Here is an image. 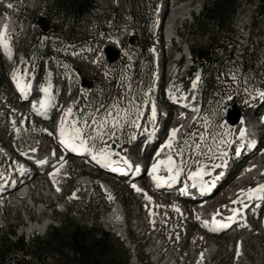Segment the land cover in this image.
<instances>
[{
  "label": "rangeland",
  "instance_id": "374dc122",
  "mask_svg": "<svg viewBox=\"0 0 264 264\" xmlns=\"http://www.w3.org/2000/svg\"><path fill=\"white\" fill-rule=\"evenodd\" d=\"M37 1L39 8L34 11L32 10L33 5L29 2L25 0H12L13 6H15V8L18 10L15 11L14 13L17 15H21L23 17L22 21H20V25L21 26L25 25V27L23 28L18 27L19 31L15 28V33L18 34L17 36H13L14 43H12L13 44L12 47L15 49L16 53H24V51L27 50L26 47L27 45H29V41L31 39L30 37L41 36L40 34L45 29H40V27L36 24V21L40 19L46 21L49 28L48 31L54 28L56 29L54 31L59 35L69 36L70 32L73 30L78 38H85V36L87 35L84 34L82 31L83 30L88 31L89 26L87 27L86 23L88 21L92 23V20H95L97 17L96 15H98L99 13L98 11H94L93 12L94 14L89 17H86L81 22V25H79V27L78 25H76V27L78 28L76 27L72 28L74 24L72 21H70V19L67 17L65 12H61L58 16H56V18H53V10L56 9L55 7L57 0H37ZM177 2H178L177 5H181V6L185 4H190L189 10L190 9L193 10L191 13H187L186 15H184L181 21L179 20L177 22L175 27V30H177L176 28H180L179 32L184 35V39L182 42L183 43L182 49L187 50L188 47L190 49V52L195 51L198 53H202V52H209L211 54L213 53L215 59H221L222 61H224V59L229 55V53L232 52L231 54L233 55V61L238 65V67H236L238 69V72L236 74L237 81L230 80V77L232 75L231 72L232 70L231 67L225 65L223 66V70L221 73L217 66H212V72L210 74V77L203 83L201 95L203 97L202 100L205 103V113L200 117L195 127L191 128V131L188 134L189 138L187 139L189 143L188 146L185 148L184 156H183L186 165L195 166V164L192 163L193 161H199V163L201 164L202 160L205 162H214L215 160L218 159V158L209 159L208 156H211L212 154L207 153V148L205 147V145L212 146L213 139H215L217 141V144L219 145L218 147L215 146L213 147V151L217 154V157L220 151L225 152V149L229 147V144H219V140L221 139V137L218 135V132L220 130L217 129L216 127V117H214L213 113L218 110H222V108L225 105L231 106L233 104H235L237 108L239 106V109L242 111L243 115L249 110L248 104L249 103L251 104L252 99H248L246 101L247 103H244L243 102L244 95L248 97V95L252 94L251 89L257 90L259 84H255L253 86L252 81L255 80L253 78H257L256 76L253 75L255 74V71L257 70L258 67L263 68L264 66V60L260 59V57H264V16H262L261 4L258 0H238L239 9L234 17L233 23L230 26V31L228 30L229 32L228 31L222 32L217 27V24L214 23L212 24V22L211 23L207 22L209 28L206 32L203 33V32H199L198 30L197 19H200L202 21L201 12L203 5L211 4L213 0H183V1L178 0ZM96 6L98 8L107 7V11L113 15V17L117 20V23L118 20L119 22H122L123 19H125L128 22L126 26V29L128 30L119 31L118 33L119 39L116 38L118 39L116 43L118 44V48H120L121 51L123 52V56L121 55V58L119 62L116 64V66L112 67L107 64L106 57L103 52L106 47L105 44L107 42L112 41L113 38L107 39L101 37L99 41H97L98 43L96 41L86 43L87 44L86 47L88 48L92 47V50H89V53H96L99 56L98 61L88 60V58L86 61V58L84 57H81L80 59H78V61H73L70 59V55L68 56L66 52L62 53L61 51H59V48L61 47V42L54 40H52V42L47 41L44 44L45 45L44 47L47 49L46 50L48 54L47 61L50 63V67L56 69L57 64L61 63L62 61L67 65V67L72 71V74L74 75V83L72 85V88L69 89V87L67 86L65 87L66 88L65 91L62 92L60 90L58 91L59 94H61V96H59L61 105L59 106L69 103L70 101H74L79 97L82 99V95H81L82 92H89V90L92 88L95 91L98 90V94L101 95L102 94L101 87H104V89H106V92H103V94L107 93V99L109 98L108 102L105 104V108H110L111 105L117 101H119L121 106L128 107L129 106L128 100L129 98L133 99V91L137 86L136 85L137 83L134 84L137 79V76L133 75L130 76L129 78V80L132 81L133 85L128 96H126L123 92L125 80L121 78L120 83L118 82L116 84V79H118L120 75L121 76L124 75L125 65L128 64L127 61L130 55V48L126 46L128 44V40H131V43H133L137 39V36L140 37L138 40H141L143 44L145 41V44L147 46L153 45L154 53L156 52V56L159 55V51L160 52L166 51L167 54H169V59L171 61V50H170L171 47L169 48L170 44L168 42H165L164 45L166 50H164V46L162 44L163 41L162 33H164L165 25L167 24L170 13L172 11L174 12L175 9L179 8L180 6L175 8L171 5V3L167 5V3L163 2V0H96ZM2 7L6 8V5H3ZM2 14H3L2 8H0V16ZM28 18H30L31 25L29 32L27 33V35H25L27 31L26 25L28 23L27 22ZM65 19L70 21L68 27L66 28H64ZM183 25H185V28ZM92 31L93 33H95V29H92ZM101 41L103 46L101 48L102 53L101 52L98 53L97 49L98 48L100 49ZM53 42H57V43L55 44ZM221 48L225 50V53L223 55L220 50ZM94 49H96L95 52H93ZM73 53L75 54V52ZM241 53H243L244 55L240 56L239 54ZM96 54H92V55H96ZM260 60L263 61V65L260 63ZM1 61L3 62V60ZM1 61H0V68L2 69L1 76L4 77L3 79V83L5 85L4 87H9V74L11 73L12 69L9 66H7L4 62L3 64ZM96 62L98 64H96ZM45 63L46 60H43L42 64ZM243 64L245 65V68H248L246 72L243 71L245 69ZM100 71H106L108 73H111V76L115 78L114 84L109 82V84L105 86L104 83L99 79V77L103 79V76L101 75L102 73ZM82 79H85V81H87L88 83V86L85 89L81 86ZM137 82L138 85H140L139 79ZM58 84L62 86V83L59 82ZM181 85L182 84L180 83L179 86ZM112 91H114V94H111ZM122 92L124 95L121 97ZM227 96H230L231 99L225 100L224 104L222 105L219 104L222 98ZM86 101L87 103L90 104L92 103L89 97H87ZM146 107L147 106H144L143 108L144 111L146 110ZM86 108L90 109V107H86ZM143 109L140 108L141 112H143ZM103 111H104L103 108L95 109L94 115H97ZM132 111H134V109ZM255 114H256V109H255ZM149 115L144 114V116L147 118H150ZM88 118L89 117L86 116L85 119ZM222 118L225 119L224 117ZM16 122L18 123L17 125L18 127L7 126L8 124L4 121L0 123V158L1 157L9 158L10 156L9 151L13 152L15 155L21 154L22 156L24 153H27L30 150H35L38 147L39 149L41 148V143L44 137L43 134L46 133L44 129L45 128L44 123L38 124L37 126L33 124L25 125L23 118L17 119ZM19 127L21 128L18 130ZM132 130L133 127L130 126L125 127L123 134L119 136H121L125 140H129L131 137ZM223 131L228 133L226 136L227 140L231 139L232 136L235 135L234 133H236L229 130L227 126ZM193 133L195 134L194 136L190 135ZM201 133L204 134V141H200L199 139ZM236 134H238V132ZM105 139L108 138L106 137ZM47 141H49V144L51 146L54 145L57 148V145L54 142H51L50 140ZM111 141L117 142L115 139H111ZM195 143H200L203 151H205L207 155L197 157L195 155ZM263 143H264V135L262 137V144ZM48 150H51V148H49ZM134 151L136 152V149ZM262 152L263 153H260V156H262L261 159H264V147L262 148ZM139 153L141 154L140 151ZM190 154H191V158H190ZM175 157H176L175 158L176 161L179 162L180 157L176 155ZM227 159H228L227 156L222 158L223 161H226ZM17 162L18 163L23 162L29 164L23 159H20V161L17 160ZM240 172L241 169L239 170L237 177L239 176ZM0 173H2V170H0ZM78 173H81V169L76 167L75 171H72L69 186L62 188V192H60L58 200L54 201V203L51 202V199L46 198L43 194L46 190L50 189L51 184L45 179L43 180V182L45 183L43 185L39 184L40 181L35 182V190L33 191L35 198L39 200V203H45L47 206H49L48 207L49 209L47 210L48 213L43 215V217L39 221L40 223H44V222L50 223L47 232L43 235L35 234L32 236H28L27 235L28 233L27 234L25 233L28 231L29 228L27 222L28 223L34 222L35 224L34 218L32 220L26 219V216L30 217V215H25L26 213L28 214V210H26L27 202L23 201L24 202L23 209L22 206L17 208L13 205L8 204V207L5 208V215H4L6 224L0 227V249L4 247V244L6 243L7 240L9 242L11 241L12 243H15L18 242L19 239L23 238L27 244V247L29 248L25 253H26V257L30 261V259H32L31 255H32V249L34 247L33 245L37 240L46 241L51 231V228L61 227L65 229H72L75 226H81V227L94 228L98 231V233L105 232L104 231L105 229L103 228V224H104L103 222L111 211L110 209H108L106 215L101 216L99 215L100 210L98 206L102 204L101 203L102 201L105 200L107 201L108 198H106V196L104 195H100L102 192H100L98 188L94 190L93 196H92V192H90L89 190H86L88 195L87 193L84 192L78 194V192L82 191L81 187H79L78 184H76L75 182L74 176H77ZM96 177L97 176L92 178H96ZM4 179L5 178L0 177V181H3ZM232 181L228 183L227 188H225L224 190L228 189ZM46 184H48V187L50 185L49 189H47L46 187H44L45 189L43 188V186H45ZM125 185L126 184H121V185L113 184V186H115L113 188H115V190L119 193L118 198L122 199L123 202L125 203L127 220L129 223L131 222V226L130 225L128 226V229L129 228L131 229L129 230L130 232L129 236H131V239L134 240V243L139 245L137 246L139 250V251L137 250V253L139 255L141 264H160V262L158 263L152 262L151 257L147 254L151 244L150 243L151 240L149 236L151 232L158 233L159 237H162L165 241H168L169 245L168 247H166L167 245L165 246L164 244L165 247L164 250L166 251V253L169 254H172V251H174V249L181 250L180 247H184V248L188 247L190 243L193 241L192 246H189L190 247L189 249L193 248V246L195 245L196 250L193 252L194 255L191 257V259L187 260L186 264H194L195 256H196L195 252L198 253L205 250L208 247V244L211 246L219 247L218 251L220 250V257L217 260L218 264H231V261H229L230 252L228 251V249H230L231 239L211 237L210 235L204 233L202 230H199L198 227L194 225V222L191 226L188 225L189 223L187 224L185 220L182 219V212L184 210L183 206L177 207L179 209V212L175 210L177 209L176 207L173 208L171 207L169 213L158 210L154 212V215H151L150 217L148 216L147 222L150 223V229L147 231V234L142 235V236H146V238L140 237L136 234L132 235L133 232L137 233L135 231L136 228L135 224L140 219L136 217L138 213H141V210L144 211V206H143L144 199L142 198L141 201H137L133 196L135 192L131 188L132 185H128L127 187L128 189L126 188ZM42 189L44 190V192L41 191ZM78 189L79 191L76 194V190ZM223 191L221 192L222 194L224 193ZM228 191L229 190H227V192ZM221 193L220 195H222ZM225 194H223V196H225ZM10 196L15 197L16 193L11 192L10 195L6 197V200L8 199L7 202L8 201L10 202V198H12ZM223 196L219 197L218 199L222 198ZM59 202L66 203L67 208L63 211L57 210L59 208V204H60ZM185 207L187 209L190 208V206H185ZM168 218H170V220L167 221ZM135 219H137V221ZM153 221L155 223H153ZM169 221H171V223ZM180 222L184 223L186 226V228L182 230L183 232H186L185 236L183 235V233L179 231ZM153 227L155 231L152 230ZM110 235L112 236L113 241L117 244L119 251L120 252L126 251V255L128 257L129 263L136 264V262L134 261L130 262L128 250L125 248L124 238H121L120 240L119 236H116V234H112L111 232ZM156 236L155 235L151 236V239L153 240V237L156 239ZM171 241L173 242L183 241L184 243L180 245L177 244V246H174L176 244H172L173 242L171 243ZM215 241L218 242V244L215 243ZM122 242L124 243V245H122ZM221 245L223 248L221 247ZM178 252L184 254L183 250L177 251V253ZM162 259L164 260L165 257H162ZM166 260L168 264V257L166 258ZM45 264H64V263H60L58 262V260L53 261V259L51 260L50 257V261H47Z\"/></svg>",
  "mask_w": 264,
  "mask_h": 264
},
{
  "label": "bare ground",
  "instance_id": "6f19581e",
  "mask_svg": "<svg viewBox=\"0 0 264 264\" xmlns=\"http://www.w3.org/2000/svg\"><path fill=\"white\" fill-rule=\"evenodd\" d=\"M178 0H167V4L169 5L171 3V5L177 9H175V11L172 13H170L169 15V19L167 21V24L165 25V29H164V33H162V44H165V42H170L172 39H174L176 37V34H178V30H175L176 24L177 22L181 19L182 17H184V15H186L187 13H191L193 10L190 9L189 10V6L190 4H185V5H177ZM179 1H183V0H179ZM183 4V3H182ZM94 11H92L90 14L86 15V17L91 16V14H93ZM8 14V13H6ZM15 21H16V16L12 17L11 15H6L4 17H0V30H2L4 28L5 25H7V33L8 35L11 37V42H12V38H13V31L15 30ZM214 22L212 21V24ZM74 24V22H73ZM247 27V26H245ZM177 29V28H176ZM39 30V28H38ZM27 34V32L25 33ZM30 41H29V45H27V50L29 48H31V46L33 45V42L39 43L41 45H44L47 41H49V38H45L39 36V37H30ZM165 39V41H164ZM51 40L54 41H58L61 42V47L59 48V51L66 52V54L73 56L74 58V49L73 47H75L76 49H80L81 46L80 45H76L74 43H65L62 39H59L58 37L56 38H52ZM113 41V40H112ZM107 42L106 46H113V47H117L116 42ZM52 42V41H51ZM53 43H57V42H53ZM101 46H102V41L100 43V49L98 48L97 51L98 53L101 52ZM171 47V45L169 46V48ZM96 51V49H94V52ZM12 57L11 59L8 58L7 55H5L4 49L0 48V58L1 60H3V62L9 66L12 71L9 74V87H4V83L2 82V77L1 73H2V69L0 68V122L4 121L6 122L8 125L7 126H11L10 123H12L13 119H15V115H18L19 119H24V123L26 122L28 116L30 117V120H34V121H40L38 118L35 117L36 115V107L39 110L40 109V101L44 100V96L41 95L37 98V101L35 103H24L22 97H20L16 91H18L16 83H14L13 81V75L17 74L19 76V74L21 73L22 68L25 70V62L24 59L26 57V50L24 51V53H15L14 49H12ZM74 55H73V54ZM88 55L85 54H78L76 55V59H80L81 57L86 58L87 61V57ZM91 56V57H90ZM90 58H88V60H93L96 55H89ZM157 58H161V60L163 59L165 62L168 61V54L166 51L160 52L159 51V55H157ZM0 60V61H1ZM2 62V61H1ZM2 62V63H3ZM3 63V64H4ZM59 66L56 67V69H53L50 67V69L52 71H56L57 72V76L58 74H62L64 73V78L62 77H58V82L62 83V86L60 85V87L64 88V91L66 90L65 87H69V89L72 88V85L74 83V79H70V74L71 71L69 70V68L67 67V65L65 63H60L58 64ZM42 63H39L36 67H33L30 70H26V77L28 76H34L36 79L40 76V73L42 72ZM177 66V62H174V67ZM173 69H171V73L172 75L175 74V79L176 81H180L183 78L179 77L180 76V72L177 71L175 72ZM159 75V74H158ZM28 80V78H27ZM37 81V80H36ZM24 83H26L27 81H23ZM54 85L56 84V82H53ZM52 83V84H53ZM109 84V83H108ZM51 85V84H50ZM156 87V84L154 85L153 89ZM171 88V86H169L167 88V91H169ZM152 89V91H153ZM18 102V104H17ZM15 103L17 104L15 106ZM72 104L73 101H70L69 103H67V105L64 107V117H65V113L67 111L68 108H72ZM187 104L190 106L193 104V102L187 101ZM24 105V106H22ZM237 105V104H236ZM259 103L258 102H254L253 106L250 108L249 106V110L244 113V115L242 114L241 117V121L238 123L237 126H231L229 124L228 128L229 130H231L232 132H238L241 131L242 128H244V132H245V137H247V131L250 130L249 129V124L248 121L249 120H253L254 121V117H255V113H254V108L255 106H258ZM35 106V107H33ZM239 108V106H238ZM258 108V107H257ZM48 111H50V107L47 108ZM253 111V112H252ZM149 114V109L147 110V113ZM61 119H56L55 123L52 124L54 129H57L58 127H60L61 124ZM15 122V121H13ZM255 126V123H254ZM259 128V125L257 126ZM264 127V125H263ZM170 128H176V123L174 124L173 122H171L170 124ZM184 127L180 128L178 133H177V140H179L182 136V134H184ZM158 133V132H157ZM156 132L154 133L155 135L157 134ZM148 135L153 134V131H149V133H146ZM154 139L150 138L148 140V142H146L145 144L146 147L145 148H141L138 150V152L140 151L142 154V158H143V163L145 164L144 166H147V168L149 169V172L151 171V166L153 163L156 162L157 159H164L165 155L164 153L167 152L166 149L164 150V153H161V155L159 157H157V155L155 154L158 146H154V147H148L150 143L153 142ZM117 141V140H116ZM44 142V143H43ZM115 147H116V151L119 152L120 150H126L123 154H121V156L123 158H125L127 155L125 153L128 152L129 145H125L123 143H121L120 141L114 142L111 141ZM46 143V144H45ZM149 143V144H148ZM40 146V145H39ZM262 147H264V143L261 144V148L258 149V151L256 152V154L254 156H251L249 159H247L246 157L248 155H244L241 153V159L238 160L237 164H236V160H235V156L231 155L230 156V162L223 167H219L216 168L217 172L220 174H226V176L223 177H219L217 180H214L215 178L213 177L210 182H218L219 180L224 178V183L223 185H220L219 188L215 191L214 195L211 196L210 198H208V202L207 205H209V209H214V211H212V213L210 214V216H212L213 214H215L216 216H231L232 213V209H238L236 208L238 206L237 203H233V201H236L238 198V195L240 194L241 190L244 189H248V188H255L258 185H264V159H261L262 156H260V153H263ZM49 148H51V150H48ZM42 150V151H41ZM75 153H79V152H75ZM128 155H131L132 153H127ZM116 157H114V159L117 162H121V158L119 155H115ZM24 158L25 161L31 163L32 165H35L36 167L40 168V170L42 172H44V179H46L50 184V190H46L44 192V190L42 189L41 191H43L44 196L46 198L51 199V202L54 203V201L58 200L59 194L60 192H62V188L69 186V182L71 180V168L72 165L74 166V164L72 163L73 159L70 158L69 162L67 160H57V149L50 146L46 140H43L41 143V148L39 149L36 148L35 150L28 152L26 154H23L22 156ZM150 157V158H149ZM244 157V159H242ZM175 154H174V159H175ZM176 160V159H175ZM243 160V161H242ZM242 161V162H241ZM43 162V163H42ZM218 162H206L207 166V170L210 173L215 167H213V165H217ZM52 165V166H51ZM210 166V168H209ZM237 166H239L240 168H238ZM242 166V167H241ZM21 169L23 171H21ZM58 169V171H57ZM241 169V172L239 174V176L237 177V174L239 172V170ZM27 171V165H25L23 162L19 163V173H23ZM55 172V175H53V173ZM165 171L161 170L158 172L159 175L161 176H166L167 173H165ZM219 175V174H217ZM211 176V174L209 175V177ZM75 177V182L76 184H78L79 187H81L82 191L78 192V190H76V194L78 192L79 193H87L86 190H89L90 192H92V196L94 194L93 189L95 187H98L100 189V192H102L100 195H104L106 196V198L111 197L112 202L114 203L115 199L119 200V196L117 197L118 192L115 190V188L111 189L109 188V186L105 183H103V181L96 179V178H90L89 175L82 176V175H77L74 176ZM149 177V178H148ZM148 177L146 175H142L140 177H137V181L138 183H136V187L140 188L142 191L141 192H137L133 189V187H131L133 189V191L135 192V194H133L134 198L137 201H141L142 198L144 199L143 201V206H144V211L141 210V213L137 214L136 218H139L140 220L137 221V219H135L137 222L135 224L136 228L135 231L137 232L136 235L140 236V237H145L146 236H142L147 234V231L150 229V223L147 222L148 220V216L150 217L151 215H148L150 212L154 213L155 211H162L165 210L166 208H169V206H165V203H160V201L157 200V198H153L152 195H149L151 197V203H149L146 199L144 194L149 193V191H147V186H149V184L147 183L148 180L153 181V178L151 175H149L148 173ZM77 178V179H76ZM235 178V179H234ZM96 179V180H93ZM234 179V180H233ZM233 180V181H232ZM55 181V183H54ZM231 182V184L229 185L228 189L229 190L227 192V190H224L225 188H227L228 183ZM215 182V183H216ZM256 182V183H255ZM41 185V183H39ZM39 185V187H40ZM43 185V183H42ZM125 187V186H124ZM128 186L126 185V188ZM146 187V189H145ZM32 187H28L26 186L24 188L23 185V191L20 192L19 195L10 198V202L6 200V197L3 196L2 191L0 190V227H2L4 224H6L5 222V208L8 207V204L13 205L17 208L22 206L23 207V200L27 199V206H26V210H28V214L26 213L25 215H30V217L26 216L27 220H32L33 218L35 219V224L34 222L32 223H27V225H29L28 227V231L25 232L28 236H32L35 234L38 235H43L47 232L50 223L48 222H44V223H40V219L43 217V215H45L47 212V210L49 209L45 203H36L35 200L30 199L29 195H30V191H31ZM44 188V187H43ZM57 188H59L60 190L57 191ZM45 189V188H44ZM98 189V190H99ZM128 189V188H127ZM19 190V189H18ZM16 190L17 193H19V191ZM149 190V189H148ZM224 190V191H223ZM21 191V190H20ZM187 192H193L192 189L186 188ZM224 192L223 194H225V196H223V194L221 192ZM15 192V193H16ZM10 193V192H9ZM41 193V192H40ZM220 193L222 195H220ZM88 195V193H87ZM108 196V197H107ZM223 196L222 198L218 199L219 197ZM30 199V200H29ZM48 199V200H49ZM72 199V198H71ZM76 199V198H75ZM218 199V200H217ZM73 200V199H72ZM214 201V202H213ZM168 202V201H165ZM60 203V202H59ZM58 203V204H59ZM102 203V202H101ZM248 203V202H247ZM40 204V205H38ZM40 206V207H39ZM170 207L173 208V206L170 205ZM253 206H251L250 208H252ZM67 208V204L66 203H60L59 204V208L57 210L63 211ZM139 208V207H138ZM39 210V211H37ZM111 212L109 213V215L105 218L104 220V224H105V228L107 229V231L116 234L119 237H124V242H125V248L128 250V255L130 258V262H136V264H141L140 259H139V255L137 253V246H139L138 244L134 243V240L131 239V236H126L125 234L127 233V222H126V218L123 216L122 211L119 208V205L117 204L116 206L113 207L112 210H110ZM197 212L196 214H193V212ZM199 210H197V208L195 209L194 207H190V208H184L183 212H182V219L185 220V222L188 225H192L194 222V225L196 227H198L199 230H202L204 233H206L208 235V233L206 231L203 230L202 228V223L199 222L198 218L201 219L202 221H208L205 220V218H203L200 215H203L207 212H209L210 210L205 209L204 212H201V210L198 212ZM198 217V218H197ZM206 219H210L208 216H206ZM217 220L223 219L222 217H218L216 218ZM170 220V218L167 219V221ZM212 219H210L211 221ZM171 223V221H169ZM25 224V223H24ZM255 230H258L259 233H244L242 234V236L244 237V243H243V247H242V251L241 249L236 250L234 252H230L229 253V261H231V264H264V237L260 235V229L258 227V224H255ZM186 226L184 223L180 222L179 225V231L181 233H183V235H186V232H183L182 230L185 229ZM146 229V230H145ZM194 229V228H193ZM154 230V227L152 229ZM188 234V233H187ZM153 235H157L156 239L153 237V240L151 239V236ZM150 236V240H151V244L148 250V255L151 257L152 262H160V264H167V260L166 259H162V257L167 258L168 255H173L179 258V260H177V264H186L187 260L191 259V257L194 255V251L196 250V246L194 245L193 248L189 249V246H192V242L190 243V245L186 248L184 247H180L181 250H177L174 249V251H172V254L166 253V251L164 250V244L166 247H168V241H165L162 237H159V234L156 232H151L149 234ZM147 236V237H149ZM230 235L228 234L227 237H229ZM158 237V240H157ZM146 241V240H145ZM127 242V245H126ZM173 241H171L172 243ZM184 243L183 241H175V243L172 244H176L174 246H177V244H182ZM215 243L218 244V242L215 241ZM215 245V244H214ZM220 245V244H219ZM173 246V247H174ZM217 247V248H215ZM222 247V245H221ZM223 248V247H222ZM179 249V248H178ZM219 247L218 246H212L208 244V247L201 251L196 253V258H195V263L194 264H218V259L220 257V250L218 251ZM184 252H178L177 251H182ZM139 251V250H138ZM239 251V255H237V252ZM223 252V250H222ZM168 254V255H167ZM201 254H203V258L201 259ZM226 254V253H224ZM152 255V256H151ZM198 255V256H197ZM182 258V259H181ZM205 263H203V260H205ZM171 261V259H168V263ZM217 261V262H216Z\"/></svg>",
  "mask_w": 264,
  "mask_h": 264
},
{
  "label": "snow or ice",
  "instance_id": "6c2138e0",
  "mask_svg": "<svg viewBox=\"0 0 264 264\" xmlns=\"http://www.w3.org/2000/svg\"><path fill=\"white\" fill-rule=\"evenodd\" d=\"M11 7V5H9ZM0 48L4 49L5 55L8 56L9 59L12 57V46H11V37L7 33V25L4 26L2 30H0ZM26 75V70L22 71L19 76L17 74L13 75V81L16 83L17 89L20 91L22 95L25 94L26 90L30 88V85L24 83L22 77ZM195 86V85H194ZM130 90V89H129ZM42 91L45 94V99L40 101V109L37 110L38 114L40 110H47L50 106V99L48 98L49 88H44ZM260 97H264V91H260L258 93ZM255 98V97H253ZM231 97H223L219 104H224L225 100H230ZM128 107L121 106L119 101L114 102L110 108H105V115L103 118H99L98 116H90L88 119L83 120V126H78L80 124L79 121L72 122L70 118L73 116V109L68 108L65 113V118L61 121L59 128V142L62 146L67 149H70L73 152H86L92 155V159L96 161L101 167H111L114 163L112 160L113 153L107 145L108 139H116L119 135L123 134L125 127H134L140 128L141 125L139 123V117L142 113H140L139 109L136 108L135 118H133V108H135L134 100L129 98ZM35 107V106H33ZM152 120L155 121L156 118V109L155 106L152 107ZM227 113L226 105L222 108V110H218L213 113L214 117H216V127L220 131L218 135L221 137L219 140V144H229L231 141L226 139L227 132L223 131L227 125V121L223 119ZM89 120L91 122H89ZM46 131V130H45ZM179 129L173 128L170 131L168 139L166 143L163 144L160 151L156 153L157 157L161 155V152H164V149H167V152L164 153V159H157L155 163L151 166V171L149 175L152 176L153 181L156 183L157 187H160L163 184L176 183L180 177V175L184 172L185 166L188 167V179L193 182V186H199L201 191H205L207 188V184L204 180L205 176L210 175L207 170L206 165H202L199 161H193L195 164L193 168L192 165H186L185 160L183 159L185 148L188 146V140L185 139L182 143H176L177 133ZM48 135H53V133L48 132ZM194 136L195 134H190ZM241 138L245 136V132H240ZM131 139H135V136H131ZM200 141H204V134L201 133L199 137ZM218 147L217 141L213 139L212 146L205 145L207 148V153H211V156H208L209 159L212 158H223L227 156V152L220 151L217 157V154L213 151V147ZM237 155L240 154L241 148H236ZM205 151H203L200 143H195V155L197 157L207 155ZM174 154L180 157V161L177 162L174 159ZM191 158V154H190ZM43 163V162H42ZM121 163L124 167H112L113 171L121 172L122 174H127L125 169H132L135 167V171L139 172L140 168L138 166H134L129 159L121 158ZM226 163V162H225ZM225 163L213 165L215 168L225 166ZM165 171L167 173L166 176H161L158 174L159 171ZM21 171H23L21 169ZM58 171V169H57ZM55 175V172L53 173ZM0 177H3V173H0ZM55 183V181H54ZM133 189L137 192H141L142 190L136 187L135 184L132 185ZM60 189L57 188V191ZM145 199L151 203V197L144 194ZM75 198V197H74ZM111 199V197H109ZM253 200V199H264V185H258L255 188H248L246 190L242 189L236 201L233 203L243 204V201ZM179 212V209H175ZM233 215L228 216L226 218L227 222H220L213 216L211 221H203V225L208 228L209 231H217L221 228L227 227L228 223L232 222L236 215H238V209L231 210ZM149 215H154V213L150 212ZM153 223H155L153 221ZM239 255V251L237 252ZM203 258V254H201V259Z\"/></svg>",
  "mask_w": 264,
  "mask_h": 264
},
{
  "label": "trees",
  "instance_id": "16d2710c",
  "mask_svg": "<svg viewBox=\"0 0 264 264\" xmlns=\"http://www.w3.org/2000/svg\"><path fill=\"white\" fill-rule=\"evenodd\" d=\"M96 0H57L56 9L53 10V18L61 12H65L70 20L75 24L82 21L84 15L90 14L95 7ZM261 4V12L264 14V0H258ZM239 9L238 0H213L209 5H203L201 19H197L199 32H206L209 28L207 22L213 21L222 31H230L234 17ZM38 23V21H37ZM228 31V32H229ZM45 33H48L47 31ZM58 35V33H48ZM68 41H77L76 34L72 32L69 36H63ZM133 42V49L137 50L140 62L137 66V76L140 77L146 87L138 91L137 102L142 103L145 91L152 80L154 73V60L152 46H147L138 40ZM217 42V41H216ZM128 44H130L128 42ZM46 50L42 47H35L27 51V57L31 62L38 63L42 56H46ZM193 67L190 72L192 77L208 78L211 68L218 62L213 53L206 52L204 57L200 53L192 51ZM219 63V62H218ZM42 82H47L49 72L45 70ZM84 96L92 97L96 106H101L106 102V96L98 95L97 91L90 90ZM137 108V107H135ZM32 259L26 257L27 244L25 240L19 239L12 243L8 240L4 247L0 249V264H45L47 261L58 260L64 264H129L124 252H120L117 244L113 241L109 233H98L94 228L75 226L72 229L51 228L46 241L37 240L33 245Z\"/></svg>",
  "mask_w": 264,
  "mask_h": 264
},
{
  "label": "water",
  "instance_id": "95a60500",
  "mask_svg": "<svg viewBox=\"0 0 264 264\" xmlns=\"http://www.w3.org/2000/svg\"><path fill=\"white\" fill-rule=\"evenodd\" d=\"M39 26L41 28H48V24L43 19H41L39 21ZM105 53H106V56L108 58L109 64L115 63L117 61V59L119 58V52L117 50L113 49L112 47L106 48ZM200 55L203 56L204 52H202ZM82 85H83V87L87 86L85 81L82 82ZM225 117L232 126H236V125H238V123L240 121L241 113L236 108L235 104H233L231 106H227V113H226ZM114 151H115V149L113 147L112 153H114Z\"/></svg>",
  "mask_w": 264,
  "mask_h": 264
},
{
  "label": "built area",
  "instance_id": "2783aa9c",
  "mask_svg": "<svg viewBox=\"0 0 264 264\" xmlns=\"http://www.w3.org/2000/svg\"><path fill=\"white\" fill-rule=\"evenodd\" d=\"M70 22H67V27H68V24H69ZM39 45V43H36V42H33V45L31 46V48L32 47H35V46H38ZM41 45V44H40ZM105 46H106V44H105ZM103 46H101V48H102ZM30 49V48H29ZM101 51H102V49H101ZM26 52H27V50H26ZM24 62H25V70H30L31 69V66H30V64L28 63V61H27V58L25 57V59H24ZM38 63H41V62H38ZM48 67L50 68V63L48 64ZM70 70V69H69ZM101 73H103L102 71H100ZM24 76H26V75H24ZM58 77H62V78H64V73H62V74H58ZM102 81V80H101ZM103 83H104V85L106 86V85H108V83L110 82V81H107V80H103L102 81ZM111 83V82H110ZM244 98H246L247 99V97H246V95H244ZM243 102L245 103V100H243ZM17 104L15 103V106H16ZM252 105V102H251V104L249 103L248 104V107L249 106H251ZM31 122V124H33V125H35V126H37L39 123H40V121H34V120H30V117L28 116V118H27V120H26V122H25V124H27L28 122Z\"/></svg>",
  "mask_w": 264,
  "mask_h": 264
}]
</instances>
